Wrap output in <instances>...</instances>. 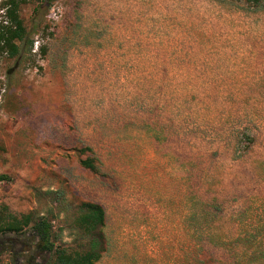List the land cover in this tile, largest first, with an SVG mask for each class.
Masks as SVG:
<instances>
[{"label":"rangeland","instance_id":"rangeland-1","mask_svg":"<svg viewBox=\"0 0 264 264\" xmlns=\"http://www.w3.org/2000/svg\"><path fill=\"white\" fill-rule=\"evenodd\" d=\"M17 2L0 214L97 264H264V0ZM21 243L0 236V264Z\"/></svg>","mask_w":264,"mask_h":264},{"label":"trees","instance_id":"trees-1","mask_svg":"<svg viewBox=\"0 0 264 264\" xmlns=\"http://www.w3.org/2000/svg\"><path fill=\"white\" fill-rule=\"evenodd\" d=\"M18 0L0 1V54H6L10 59L16 58L24 40L25 28L18 15ZM33 46V43H31ZM85 168L93 169L90 160L82 162ZM7 178L0 176V183ZM86 214L80 223L87 231H97L105 225V212L97 204H85ZM2 214V213H1ZM0 214V236H17L22 238V247L12 252V264H19L27 258V264H97L100 257L93 253H66L56 246L53 226L49 220L42 217L33 221L30 216L21 219L5 218ZM13 243V241H12ZM14 244V243H13ZM31 246L32 248L31 251ZM3 250H0V257ZM32 252V255H28ZM44 255L42 261H38Z\"/></svg>","mask_w":264,"mask_h":264}]
</instances>
